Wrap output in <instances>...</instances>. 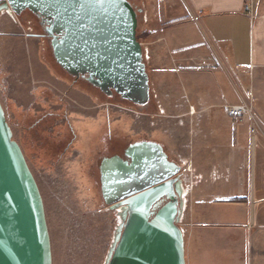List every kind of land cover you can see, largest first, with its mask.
I'll return each mask as SVG.
<instances>
[{
	"label": "rangeland",
	"instance_id": "374dc122",
	"mask_svg": "<svg viewBox=\"0 0 264 264\" xmlns=\"http://www.w3.org/2000/svg\"><path fill=\"white\" fill-rule=\"evenodd\" d=\"M129 1L150 76L146 105L107 96L63 70L50 37L32 36L46 33L38 15L0 12V100L44 199L53 264H105L119 219L99 188L104 157L124 155L136 141H157L181 163L183 186L195 191L236 175L223 163L235 153L241 160L231 138L244 120L228 119L227 105L252 101L264 129V72L243 76V90L189 0ZM239 177L246 181L247 174ZM179 225L186 234L183 216Z\"/></svg>",
	"mask_w": 264,
	"mask_h": 264
},
{
	"label": "water",
	"instance_id": "95a60500",
	"mask_svg": "<svg viewBox=\"0 0 264 264\" xmlns=\"http://www.w3.org/2000/svg\"><path fill=\"white\" fill-rule=\"evenodd\" d=\"M10 9L41 18L68 74L107 96L149 102L138 12L129 0H0V12ZM125 156L104 157L100 164L103 198L109 210L121 209L105 264H187L180 167L157 141L135 142ZM0 264H53L44 199L1 100Z\"/></svg>",
	"mask_w": 264,
	"mask_h": 264
},
{
	"label": "crops",
	"instance_id": "0c3cea01",
	"mask_svg": "<svg viewBox=\"0 0 264 264\" xmlns=\"http://www.w3.org/2000/svg\"><path fill=\"white\" fill-rule=\"evenodd\" d=\"M250 1L253 17L245 10ZM189 2L208 40L240 81L243 76L255 78L256 73L264 72V0ZM241 83L245 90V81ZM259 97L258 110L264 118V91ZM226 117L237 119L229 113ZM235 132L231 139H236L241 160L235 153L226 155L223 163L236 173L232 183L195 191L190 185L186 194L187 264H264V129L252 132L245 119ZM240 173L247 174L246 181Z\"/></svg>",
	"mask_w": 264,
	"mask_h": 264
},
{
	"label": "built area",
	"instance_id": "2783aa9c",
	"mask_svg": "<svg viewBox=\"0 0 264 264\" xmlns=\"http://www.w3.org/2000/svg\"><path fill=\"white\" fill-rule=\"evenodd\" d=\"M245 10L251 17H253L254 13H253V7L251 4H247L245 7ZM228 113L230 116L237 118V119H241V120L248 119V120H250L252 132H258L259 131V127L257 126V121H256L257 115L255 113V109H254L252 101L244 100L240 103L228 106ZM217 176H219V175H217ZM184 198H185V195H184ZM184 201H185V199H184Z\"/></svg>",
	"mask_w": 264,
	"mask_h": 264
},
{
	"label": "flooded vegetation",
	"instance_id": "af4514ba",
	"mask_svg": "<svg viewBox=\"0 0 264 264\" xmlns=\"http://www.w3.org/2000/svg\"><path fill=\"white\" fill-rule=\"evenodd\" d=\"M131 2V1H130ZM132 3V2H131ZM134 6V5H133ZM32 36H42V37H45V36H47V34L46 33H34ZM142 141V140H141ZM136 142H138V141H136ZM135 143V142H134ZM133 144V143H132ZM131 145V144H130ZM127 149V148H126ZM125 149V150H126ZM165 149V148H164ZM166 151V150H165ZM118 155H120V154H118ZM120 156H122L124 159H127V157L125 156V152H124V155H120ZM174 162H176L177 164H178V166L180 167V171H179V173H178V176H179V178L181 177V171H182V166H181V164L179 163V162H177V161H174ZM100 164H101V161L99 162V188H100V192H101V196L103 197V194H102V185H101V172H100ZM105 201V200H104Z\"/></svg>",
	"mask_w": 264,
	"mask_h": 264
},
{
	"label": "bare ground",
	"instance_id": "6f19581e",
	"mask_svg": "<svg viewBox=\"0 0 264 264\" xmlns=\"http://www.w3.org/2000/svg\"><path fill=\"white\" fill-rule=\"evenodd\" d=\"M3 12H6L5 10L3 11ZM6 13H10L13 17H14V12L10 9L8 12H6ZM189 187H190V185H188L187 187H185L184 186V190H183V201H184V195H185V197H186V194H187V192H188V190H189ZM185 205V201H184V204H183V206ZM184 208V207H183ZM114 211H116V215L118 216V219L120 218L119 216H120V212H121V209H114ZM119 222H121V218L119 219ZM181 228H182V226H181ZM182 230H183V228H182ZM186 263H187V261H186Z\"/></svg>",
	"mask_w": 264,
	"mask_h": 264
},
{
	"label": "snow or ice",
	"instance_id": "6c2138e0",
	"mask_svg": "<svg viewBox=\"0 0 264 264\" xmlns=\"http://www.w3.org/2000/svg\"><path fill=\"white\" fill-rule=\"evenodd\" d=\"M81 7H83V6H81Z\"/></svg>",
	"mask_w": 264,
	"mask_h": 264
}]
</instances>
